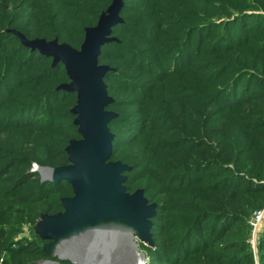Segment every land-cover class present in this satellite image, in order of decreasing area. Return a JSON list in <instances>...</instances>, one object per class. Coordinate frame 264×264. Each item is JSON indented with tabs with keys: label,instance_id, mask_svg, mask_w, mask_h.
<instances>
[{
	"label": "rangeland",
	"instance_id": "374dc122",
	"mask_svg": "<svg viewBox=\"0 0 264 264\" xmlns=\"http://www.w3.org/2000/svg\"><path fill=\"white\" fill-rule=\"evenodd\" d=\"M109 2L0 0V190L29 187L36 191L41 175L38 168L48 165L35 161V147L45 155L50 144L60 148L67 139L80 137L67 113L75 103V93L56 88L68 80L63 65H53L51 57L22 49L11 29L27 37L50 39L53 37L45 36L43 30L56 26L54 37L76 46L65 33L81 17L93 21L91 8L106 7ZM258 5L259 0H123V20L112 33L121 43L117 40L101 47L99 63L114 70L105 81L116 100L107 108L118 116L109 124L115 134L111 159L132 164L131 172H124L132 178V189L145 187V196L159 204L151 219L160 231L158 242L169 245L180 239L182 219L197 200L187 191L185 181H173L175 170L165 169L163 160L193 159L202 149L210 155L226 147L235 156L228 164L232 170L252 177L263 172L264 178V122L256 127L250 124L264 121V98L258 95L254 101H245L239 97L242 94L235 97L232 92L233 86L249 93L264 90L258 78L264 76V9ZM48 136L57 140L47 141ZM36 140L43 141L42 145ZM30 170L38 175L27 178ZM56 187L51 200L73 194L64 180ZM246 195L257 203L264 201V191ZM51 204L53 210L47 212L62 210L58 203ZM250 205L242 220L230 221L222 235L215 232L203 250L187 258L178 257V252L170 257L154 253L137 235L130 237L127 231L115 228L91 230L82 238L69 239L70 250L83 257L79 263L56 254H37L34 261L261 264L264 203ZM38 217L35 214V221ZM35 221H20L14 239H33L37 247L47 241L34 232ZM79 240L84 243L77 244Z\"/></svg>",
	"mask_w": 264,
	"mask_h": 264
},
{
	"label": "water",
	"instance_id": "95a60500",
	"mask_svg": "<svg viewBox=\"0 0 264 264\" xmlns=\"http://www.w3.org/2000/svg\"><path fill=\"white\" fill-rule=\"evenodd\" d=\"M123 0H110L102 9L97 21L83 27L84 35L79 47L57 37H27L18 29L11 31L21 44L30 50L37 49L51 56L53 65L62 63L67 81L56 88L76 92L75 103L69 108L74 115L80 137L69 138L64 146L67 162L44 166L52 172L54 183L65 179L71 185L72 195L60 196L62 210L41 212L34 224V232L42 239V250L54 256L59 245L91 230H130L146 245L154 244L151 217L156 213V202L149 201L143 187L126 189L124 173L131 165L120 159H111L114 133L109 122L117 112L107 108L114 101L108 93L105 74L113 70L106 63H99L101 46L118 38L112 28L122 22L120 10Z\"/></svg>",
	"mask_w": 264,
	"mask_h": 264
},
{
	"label": "trees",
	"instance_id": "16d2710c",
	"mask_svg": "<svg viewBox=\"0 0 264 264\" xmlns=\"http://www.w3.org/2000/svg\"><path fill=\"white\" fill-rule=\"evenodd\" d=\"M259 4L260 5L258 6L264 9V0H259ZM104 8H106L105 5L101 7L95 6V8L92 7L91 9H93L95 13L93 21H91L90 17H81L78 22H76L71 27L72 30L65 33V37L71 40L73 44H76V46H79L84 35L83 25L88 23H95L100 11ZM118 24L120 23H117L113 26L112 33L114 32ZM43 33L45 34V36L54 37V35L58 33V30L56 26H52L45 28L43 30ZM18 40L22 49H29L28 47L21 44L19 38ZM110 42H107L102 46L107 45ZM118 43L121 42L119 41ZM30 51H35L36 54L41 57L45 56L44 54L39 53L37 49ZM55 65L61 66L63 64L58 62ZM261 70L264 73V66ZM113 74L114 70L108 71L104 76V81H106ZM258 78L260 79L259 83H261L259 84V87H264V76L258 75ZM233 88L234 89H232V92L235 97L240 94H244V96L240 95L239 97L241 99H244L245 101H254L257 98L254 97L258 95H261V97L264 98V90L249 93L243 87H240L239 90H237V87L235 86H233ZM61 90L65 94L75 93L76 96L75 91L67 92L63 89ZM115 101L116 100H114L111 104H114ZM67 113L69 116L74 117V115L71 114L69 110ZM117 117L118 116L113 118L109 122V124L116 122ZM263 122L264 121L262 120H256L251 122L250 124L256 127L257 124H261ZM71 125H74L72 121ZM44 136H46V134H44L42 138ZM49 136L47 137V141L51 142L53 140H57L56 138H50ZM114 136L112 139V147L114 144ZM39 140H36L35 142L39 146H41L43 141L40 142ZM62 141L64 142V140ZM37 148L38 147L36 146L35 156H33L35 157L34 159L36 162L55 166L68 161L67 153L64 151V147L59 148V146H51L50 144L46 147V150L44 152L45 155L40 154ZM234 157V155H231V153L227 151L226 147H223L219 148L215 154L209 155L205 150L202 149L201 151H199V153H197V155L194 156L193 159H165L161 162L162 166L165 169L175 170L171 176L174 178L173 181H185L187 184L185 186L187 191L192 192L195 197L194 199L197 200L196 204L190 209L189 214L182 219L183 231L181 232L180 239L178 241L169 245H167V243L163 241L158 242L157 236L160 231L158 232L157 230H155V222L152 220L150 230L152 233L154 244L152 246L145 244L147 247H153L152 251H154V253H162L165 255L168 254L167 257L172 256L173 252L174 254L178 252L176 254L178 255V257L187 258L191 253H194L198 250H203L204 248L201 247L204 244L208 245L210 243V237L215 235V232L219 233V235H222L221 231L223 230V227L226 226V224L228 225L230 221L242 220V216L246 206H248L249 204H251L250 206L258 207L263 205L264 201H260L259 203H257V200H253L249 195H246L250 193L253 194L258 191H264L263 172H260L258 174L256 173L257 176L255 175L252 177L232 170L228 164L234 159ZM132 168L133 166L130 170L125 172H131ZM37 175L38 173L35 170H30L27 178ZM206 178H209V183L203 184L202 180ZM131 179L132 178L130 176H127L124 182L126 185V189L129 191L135 189H132ZM60 180L65 181V179ZM56 183L48 179L40 180L38 182V188L36 189V191L29 187L18 188L17 191H14L11 188L0 190V264H35V255H48L42 250V245L40 247L35 246V241L33 239H14L13 236L18 230L20 221H35V214L36 217H38L41 212L53 210V205L51 204V202L58 203V206L62 207L60 204V196L51 200V197H53V195H56L58 191ZM143 188L145 194L146 188ZM149 201L151 200L149 199ZM43 202H45L44 205L35 206V204ZM156 204V213L151 217V219H153L157 215L159 204ZM259 246L261 248H264V239H261L259 241ZM236 255L237 254L232 255V257ZM246 255L250 256V254ZM262 255L264 256V252H262ZM200 264L208 263L202 261ZM261 264H264V258L261 259Z\"/></svg>",
	"mask_w": 264,
	"mask_h": 264
},
{
	"label": "bare ground",
	"instance_id": "6f19581e",
	"mask_svg": "<svg viewBox=\"0 0 264 264\" xmlns=\"http://www.w3.org/2000/svg\"><path fill=\"white\" fill-rule=\"evenodd\" d=\"M38 170L41 172V175H42L43 178H49V177L52 176V172L48 168L40 167V168H38ZM126 231H127L126 233H127L128 236L135 237V234L133 232H131L130 230H126ZM121 233H123V232L120 231V234ZM125 236H126V234H125ZM79 237L82 238V235H79ZM71 241L62 242V244L59 245V247L56 250V255H58V256H60L62 258H69V259L77 261L79 263L83 259V257H81L80 253L75 252V251H71L72 249L70 250V248H71L70 246H71V243H72ZM82 243H84L83 240L77 241V244H82ZM65 247H67V249H65Z\"/></svg>",
	"mask_w": 264,
	"mask_h": 264
},
{
	"label": "built area",
	"instance_id": "2783aa9c",
	"mask_svg": "<svg viewBox=\"0 0 264 264\" xmlns=\"http://www.w3.org/2000/svg\"><path fill=\"white\" fill-rule=\"evenodd\" d=\"M260 215H261V214H260V213H258V214H257V218H259V217H260Z\"/></svg>",
	"mask_w": 264,
	"mask_h": 264
}]
</instances>
